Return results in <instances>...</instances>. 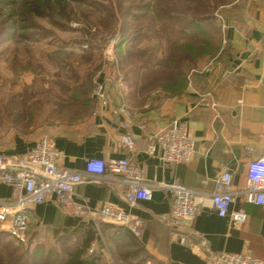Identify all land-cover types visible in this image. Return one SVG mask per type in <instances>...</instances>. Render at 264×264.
Returning <instances> with one entry per match:
<instances>
[{"label": "crops", "instance_id": "1", "mask_svg": "<svg viewBox=\"0 0 264 264\" xmlns=\"http://www.w3.org/2000/svg\"><path fill=\"white\" fill-rule=\"evenodd\" d=\"M238 3L242 8L240 15L226 23V64L214 67L210 75L193 76L192 84L188 83L181 93L156 97L149 105H133L126 99L134 112L129 129L133 149L122 146L120 141L127 131L128 118L120 110L119 98H112L90 126L75 124L54 140L61 154L58 163L64 167L84 170L90 157H128L148 183H179L193 189L199 212L190 225L206 239L210 254L246 253L264 264V205L248 202L243 193L248 163L264 155V0ZM239 59L241 62L236 63ZM175 119L186 124L196 143L189 163H164L147 151L154 134ZM36 142L15 139L3 143L7 153L24 154ZM225 171L231 173L235 191L231 211H244V222L219 216L213 205L212 195ZM126 189L120 176L77 186L79 198L92 209L111 203L135 218L145 219L147 227L140 237L128 227L116 229L106 221L96 223L66 213L52 201L33 205L35 221L56 231H87L94 240L103 238L104 232L109 236L112 231L116 240L127 236L147 253L146 264H206L207 255L199 249L198 239L160 219L169 217L171 212L173 194L169 187L155 186L151 198L139 200L136 205L126 200ZM0 194L11 198L12 187L0 185Z\"/></svg>", "mask_w": 264, "mask_h": 264}, {"label": "rangeland", "instance_id": "2", "mask_svg": "<svg viewBox=\"0 0 264 264\" xmlns=\"http://www.w3.org/2000/svg\"><path fill=\"white\" fill-rule=\"evenodd\" d=\"M220 1L0 0V141L34 143L89 125L100 114L97 82L105 83L109 103L120 94L140 106L171 96L166 85L175 59L184 58L189 74L193 57L204 67L213 56L203 51L206 39L224 45ZM204 7L215 19L203 20ZM120 81L127 86L122 93ZM84 232L50 228L33 246L3 235L0 264H63ZM112 233L91 245L100 264H146L145 251Z\"/></svg>", "mask_w": 264, "mask_h": 264}, {"label": "built area", "instance_id": "3", "mask_svg": "<svg viewBox=\"0 0 264 264\" xmlns=\"http://www.w3.org/2000/svg\"><path fill=\"white\" fill-rule=\"evenodd\" d=\"M219 56L220 53L201 70L192 69L188 74L189 84H192L194 72H209L214 67H221L223 61ZM262 56L264 58V48ZM119 87L121 93L127 88L122 81L119 82ZM105 93V83L97 82L93 96L97 100L100 112L109 104ZM119 99L120 110L128 118L125 123L127 131L121 136L120 141L122 146L133 149L134 139L129 129L134 112L121 94ZM195 145V140L188 134L186 124L180 119H175L154 134L147 151L158 156L164 163L185 164L193 159ZM60 156L54 138L49 135L40 137L24 154L7 153L4 143L0 141V185L12 187L11 198H4L0 194V227L20 244L33 246L38 242L37 237L30 234L34 225L41 228V223L35 221L32 207L46 201L57 203L66 213L77 215L86 221L111 222L128 227L138 237L142 236L147 227L145 219L135 218L111 203H105L99 209H92L84 199L79 198L80 194L77 191L79 184L90 180H113L120 176L127 185L125 198L131 205H136L139 200L150 199L155 186L163 185L171 189L173 199L170 215L160 219L170 227L183 230L193 239H198L199 249L207 255L206 264H262L261 260L246 253L210 254L206 239L190 225L199 212L193 189L179 183L172 185L148 183L141 169L128 157L111 159L90 157L86 161L85 169L77 170L60 165L58 163ZM243 193L248 202L264 205V155L248 163L247 184ZM234 199L232 175L225 171L218 179L217 189L212 195L213 205L219 216H231L236 222H244L247 217L244 211H231Z\"/></svg>", "mask_w": 264, "mask_h": 264}, {"label": "trees", "instance_id": "4", "mask_svg": "<svg viewBox=\"0 0 264 264\" xmlns=\"http://www.w3.org/2000/svg\"><path fill=\"white\" fill-rule=\"evenodd\" d=\"M201 1H203V0H201ZM221 1H220V5H219L220 6L219 12L224 15V17H222V22H223V25H225V27H227L226 26L227 20L233 16L240 15V11L242 8L239 7V3H238L239 0H236V1H234V0H221ZM232 2H235V3L232 4V6L230 8H226V5L230 4ZM202 10H203L202 12L204 14L203 20L215 19L214 18L216 15L215 13H213L212 11H206L205 7L202 8ZM201 16L202 15H200V17H199L200 20H201ZM203 20H201V21H203ZM192 23L197 25V23L195 21ZM225 27H223V28H225ZM124 33H126V32H124ZM124 36L126 37L125 40L127 41L128 40L127 35L125 34ZM225 40H226V37H225ZM205 43L207 44L208 48H206V50H203L204 53L206 55L207 54L213 55L212 58H214L218 53H220L219 58L226 64V62H227L226 51H227V47H228L227 41L224 43V45L222 47H221V45H218V43L216 41H214L213 38L206 39ZM208 49H210V51H208ZM183 59L184 58H180L178 60V62L175 59L176 65H174L175 67H173L172 68L173 70L170 71L171 73L169 75V79H170L169 81H171V82H169L168 85H166V89L169 91V93L171 95L181 93L189 83L188 74L186 73V70L183 69V67H184V64L182 63ZM193 60H194V63L192 65L193 66L192 68L201 70L203 68V66L202 67L197 66L198 56H196L195 58L193 57ZM210 74H211V72L208 73V72L197 71V72H194L192 74V80H193V76H196V75L206 76V75H210ZM47 229L48 228H45L43 224H41V228H37L34 225L31 228L30 234L32 236L40 238L41 233L45 232ZM3 235L10 237V239H12V240H15L7 232L1 233L0 239H3L2 238ZM93 242H94V238H93L92 234L91 233L87 234V237L83 241V243H81L76 249H73L72 251H70L68 253V256L65 258L63 264H100L101 257L99 255H97L91 247ZM17 243L20 244L18 241H17ZM16 249L17 248H14V251ZM90 249H91V253H88V251ZM36 253H37V251H34L32 256H34V254H36ZM23 256H24V254H20L17 258V261H21Z\"/></svg>", "mask_w": 264, "mask_h": 264}, {"label": "water", "instance_id": "5", "mask_svg": "<svg viewBox=\"0 0 264 264\" xmlns=\"http://www.w3.org/2000/svg\"><path fill=\"white\" fill-rule=\"evenodd\" d=\"M248 55V53L246 55H242V58H245ZM241 59L237 60L236 63H240Z\"/></svg>", "mask_w": 264, "mask_h": 264}]
</instances>
